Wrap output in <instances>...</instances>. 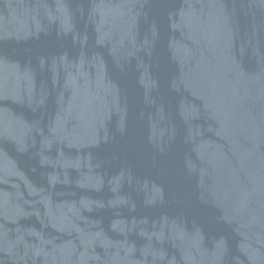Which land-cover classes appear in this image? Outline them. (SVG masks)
<instances>
[{
	"label": "water",
	"instance_id": "obj_1",
	"mask_svg": "<svg viewBox=\"0 0 264 264\" xmlns=\"http://www.w3.org/2000/svg\"><path fill=\"white\" fill-rule=\"evenodd\" d=\"M0 264H264V0H0Z\"/></svg>",
	"mask_w": 264,
	"mask_h": 264
}]
</instances>
